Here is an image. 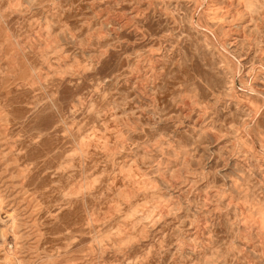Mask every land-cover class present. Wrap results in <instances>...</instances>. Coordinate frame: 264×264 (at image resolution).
<instances>
[{"label": "rangeland", "instance_id": "obj_1", "mask_svg": "<svg viewBox=\"0 0 264 264\" xmlns=\"http://www.w3.org/2000/svg\"><path fill=\"white\" fill-rule=\"evenodd\" d=\"M0 264H264V0H0Z\"/></svg>", "mask_w": 264, "mask_h": 264}]
</instances>
